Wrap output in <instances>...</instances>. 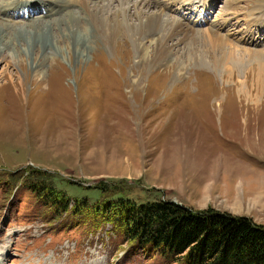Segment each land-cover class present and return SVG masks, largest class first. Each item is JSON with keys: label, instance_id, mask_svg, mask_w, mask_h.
I'll return each instance as SVG.
<instances>
[{"label": "rangeland", "instance_id": "1", "mask_svg": "<svg viewBox=\"0 0 264 264\" xmlns=\"http://www.w3.org/2000/svg\"><path fill=\"white\" fill-rule=\"evenodd\" d=\"M140 1L105 0L99 17ZM147 1L164 9L163 20H179L174 0ZM220 1L212 25L222 30L192 28L169 55L148 43L143 56L138 17L137 27L121 18L103 33L84 16L78 30H95L86 63L76 66L70 48L47 59L41 49L22 51V64L2 57L0 71L16 83L23 76L24 91L0 79V264H180L74 213L84 199L92 207L102 198L89 189L101 184L139 202L264 226V22L252 12L264 0ZM211 29L221 41H211ZM27 54L37 72L21 69ZM35 177L64 193L68 213L47 205Z\"/></svg>", "mask_w": 264, "mask_h": 264}, {"label": "trees", "instance_id": "2", "mask_svg": "<svg viewBox=\"0 0 264 264\" xmlns=\"http://www.w3.org/2000/svg\"><path fill=\"white\" fill-rule=\"evenodd\" d=\"M41 179L34 186L42 199L60 215L68 213L64 193ZM89 189L100 190L102 198L92 207L84 199L74 213L94 230L112 224L131 248L153 252L169 263L264 264V226L247 218L213 211L196 214L166 201L139 202L105 184Z\"/></svg>", "mask_w": 264, "mask_h": 264}, {"label": "bare ground", "instance_id": "3", "mask_svg": "<svg viewBox=\"0 0 264 264\" xmlns=\"http://www.w3.org/2000/svg\"><path fill=\"white\" fill-rule=\"evenodd\" d=\"M35 1L42 4L40 6L41 8H44L45 15H41V17H36L30 21L15 20L13 15L15 12L21 10L20 7H22V9L27 7L34 9V0H13L12 2L11 0H5V2L2 1V3H0V65L3 61L2 57L5 55L11 56V59H13L15 63H21L22 59L20 58V54L22 51L31 52L41 49L43 57L47 59L55 58L60 54L64 57V54L69 52V48L75 52L76 58L78 60L75 62L76 66L79 63H86L87 60L82 61L81 59H88V52L90 50L89 43L95 36V30L87 29L85 32L78 30L79 23L82 22L84 16L93 21L95 29L102 28L101 32L103 33L107 32L109 27L115 25L114 21L121 18L129 19L130 22H132L136 27L140 21V28H133V31L134 36L136 37V43L138 47L141 48L143 56H145L146 50L148 48L146 45L148 43H153L156 45L158 56L171 54L179 46V44L175 42L176 38H178L179 35L184 34V37L179 39L184 40L187 37V33L191 31L190 29H192L180 19L163 20L162 14L164 9L162 7L154 9L152 6L156 7V5L154 3L153 5L150 4L147 0H141L140 2H136L132 5H124L120 10L115 12V15L107 16L106 22L99 17L102 12L101 4H103L105 0ZM175 1H178L179 5L196 2V0ZM77 3L81 5L80 10L76 9V11L73 10L71 12H67L66 9L71 7V4L76 5ZM5 6H8V8ZM145 10H147L146 13L150 14L146 17L145 21L140 20L143 13H145ZM255 11L259 12V18L264 19V6H261L259 9L255 8L252 12ZM255 16L252 17L255 18ZM135 17L139 18L138 22L133 21ZM262 19H260L261 23L264 22ZM245 21L246 19L238 23L244 24ZM254 23L256 27L259 28L257 21L252 19V24ZM21 25L24 26L21 27ZM262 25H264V23ZM186 27L188 29H186ZM231 27L232 26L229 23V28ZM192 30L194 31L195 29ZM221 30V27H219V31ZM219 31L212 29L209 31L212 42L222 40V34ZM233 31L236 32L234 29ZM56 32L60 33V35L56 36ZM120 34L121 32L117 33V35ZM56 39L57 44L63 45L62 47H59L57 44H55L56 42L53 43ZM107 40H112V38ZM40 58L42 60L41 55ZM31 59V55L27 54L25 58V65H21V69L24 70L25 66L26 68L30 66L32 71H36L39 68V65H37V63L31 65ZM9 73L10 72L8 68H4L0 71V79L10 77V85L12 89H14L18 96L23 95L22 92L24 90L22 88L23 85L21 84L23 82V76L20 75L21 80L16 83L12 80V75L10 76Z\"/></svg>", "mask_w": 264, "mask_h": 264}]
</instances>
